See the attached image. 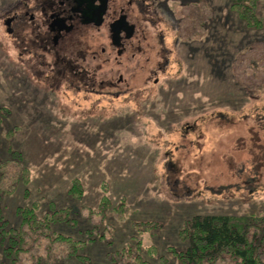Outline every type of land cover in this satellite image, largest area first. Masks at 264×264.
Returning <instances> with one entry per match:
<instances>
[{"label":"rangeland","instance_id":"obj_1","mask_svg":"<svg viewBox=\"0 0 264 264\" xmlns=\"http://www.w3.org/2000/svg\"><path fill=\"white\" fill-rule=\"evenodd\" d=\"M34 1L0 0V157L22 153L32 180L4 195L11 226L34 203L40 217L69 208L79 222L55 231L87 241L96 264H128L129 248L149 264H182L180 231L194 216L264 217V27H248L231 0H147L146 52L104 67L129 73V94L86 96L48 89L18 62L4 20Z\"/></svg>","mask_w":264,"mask_h":264},{"label":"flooded vegetation","instance_id":"obj_2","mask_svg":"<svg viewBox=\"0 0 264 264\" xmlns=\"http://www.w3.org/2000/svg\"><path fill=\"white\" fill-rule=\"evenodd\" d=\"M150 1L156 5L155 0ZM120 2H22V8L4 20L8 33L16 34L18 62L27 72H35L38 81L50 86L48 89L57 91L63 86L86 96H101L103 89L115 91L116 96L129 94V89L122 90L128 88L129 73L104 67L111 63L118 66L125 60L133 63L146 52V24L141 22H147L143 7L147 0H129L125 5ZM28 27L31 33L26 39ZM164 40L163 36L158 39L165 61L161 68L168 65Z\"/></svg>","mask_w":264,"mask_h":264},{"label":"trees","instance_id":"obj_3","mask_svg":"<svg viewBox=\"0 0 264 264\" xmlns=\"http://www.w3.org/2000/svg\"><path fill=\"white\" fill-rule=\"evenodd\" d=\"M262 0H231V8L250 28L262 29L264 20L258 15ZM5 108H0V124L3 122ZM12 160L0 157V264H65L76 260L79 264H96L87 254V241L56 233L61 224L72 225L79 220L72 218V209L53 210L40 217V206L19 210L21 225L11 226L4 217L1 204L4 195L13 193L21 181L25 187L31 183V171L24 164L23 154L11 149ZM74 197L83 194V185L74 181L71 188ZM102 207L111 209V201L104 196ZM118 215L124 207L112 209ZM144 231L148 228L142 224ZM143 231V232H144ZM180 240L185 247L176 251L182 264H264V217H231L224 215H197L191 218L180 231ZM95 241V239H90ZM140 241L137 245L140 246ZM122 251L121 256L130 259L128 264H149L132 249ZM156 250H150L154 253ZM119 254V253H118Z\"/></svg>","mask_w":264,"mask_h":264}]
</instances>
